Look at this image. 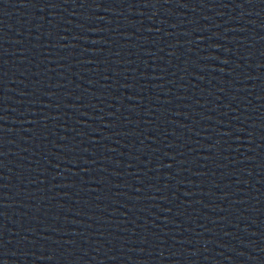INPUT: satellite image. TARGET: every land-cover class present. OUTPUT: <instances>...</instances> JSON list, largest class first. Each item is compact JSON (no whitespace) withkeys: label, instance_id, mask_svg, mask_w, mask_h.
<instances>
[{"label":"water","instance_id":"95a60500","mask_svg":"<svg viewBox=\"0 0 264 264\" xmlns=\"http://www.w3.org/2000/svg\"><path fill=\"white\" fill-rule=\"evenodd\" d=\"M0 264H264V0H0Z\"/></svg>","mask_w":264,"mask_h":264}]
</instances>
